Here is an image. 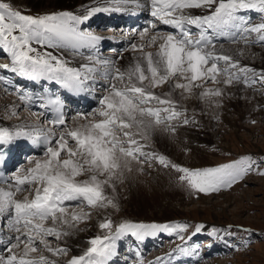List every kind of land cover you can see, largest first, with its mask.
<instances>
[{"label":"snow or ice","instance_id":"snow-or-ice-1","mask_svg":"<svg viewBox=\"0 0 264 264\" xmlns=\"http://www.w3.org/2000/svg\"><path fill=\"white\" fill-rule=\"evenodd\" d=\"M127 2L141 6L139 0ZM149 6L151 17L174 31L160 30L151 36L149 28L140 31V40L148 37L147 42L130 45L140 55L123 70L112 61L88 56L89 61L104 67L107 84L98 107L72 118L75 126L69 123L63 102L56 97L41 105L55 112L45 121L49 127H0V220L12 234L0 245V264H59V257L67 256L70 249L59 244L53 247V240L74 235L90 216L84 211L86 207L118 208L107 189L115 191L114 181L125 170L130 171L133 162L157 160L175 169L190 191L206 195L230 189L254 169L264 176V157L258 162L248 155L219 167L189 169L146 150L156 127L164 125L174 132L172 121L183 117V124L190 122L177 93L187 99L201 89L199 99L220 106L227 95L225 87L234 83L252 87L257 76L264 84V71L257 73L227 54L222 45L218 48L221 38L247 44L253 35L255 42L264 45V22L253 24L247 15L252 11L264 15V0H150ZM122 10L91 7L82 14L59 11L33 16L0 2V52L9 59V63L0 64V69L29 81L55 83L77 94L90 91L97 68L88 64L82 68L70 66L63 52L71 50L73 55H81V49L96 48L103 37L82 30L81 25L97 13ZM150 28L156 29V23ZM149 46L155 51H145ZM0 80L5 76L0 75ZM165 84L168 92L156 93L155 89ZM13 91L25 105L33 102L24 91ZM12 115L19 113L13 110ZM81 120L85 122L76 123ZM18 141L43 146L42 155L29 156L25 166L7 167L5 149L11 160L12 148L8 146L18 147ZM98 227L102 234L89 238L87 247L66 264H112L118 255V241L126 235L142 242L159 232L179 235L188 226L123 222L114 227L113 221L105 218ZM203 228L199 225L195 232ZM217 231L212 229L213 234ZM179 238L184 240L183 235ZM179 251L187 250L179 247Z\"/></svg>","mask_w":264,"mask_h":264},{"label":"rangeland","instance_id":"rangeland-1","mask_svg":"<svg viewBox=\"0 0 264 264\" xmlns=\"http://www.w3.org/2000/svg\"><path fill=\"white\" fill-rule=\"evenodd\" d=\"M24 1L0 0V2L10 3L14 9L27 15L37 16L53 13L48 10L44 11L40 7L30 8ZM108 3L111 4L108 5ZM139 3L142 7H147L145 3ZM125 5L133 7L134 3L130 4L127 0H102L101 2L94 3L91 7H123ZM100 14H103V12L93 15L90 20L100 23L101 21L98 19ZM247 15L250 16L251 23L253 24L264 22V15L258 12L252 11L247 13ZM86 22H89V20ZM155 23L157 25L156 29L143 25L138 31L140 32L144 28H149L152 32L151 35L160 30L174 31L167 26L161 27L159 21ZM92 24L93 22L91 24L85 23L81 25V28L84 31H91L111 40L127 38L131 41L133 40L131 37L133 38L136 34L131 36H127L126 34H130L132 31L133 33L137 32L131 29V27L122 26V24ZM121 26L122 28H120ZM123 28L127 30L123 31ZM118 30L121 31L118 32ZM192 30L193 32L197 31L194 28ZM137 39H134V42ZM128 45L124 46V48H114L113 50H110L112 45L101 46L99 50L97 49L98 53H95V55L105 54L104 57L106 59L113 55L117 57V54L128 52L131 49ZM222 46L225 51L227 47L239 46L243 49L245 56L240 60L250 61L257 68L255 69L257 73L264 71V68H262L264 65V45L255 42V35H253L247 44L241 41L239 43L223 44ZM154 49L155 47L149 46L146 47L145 51H153ZM86 50L83 49V51ZM109 51H114L116 54H106ZM7 63H9V59L6 57V54L0 52V64ZM0 75L5 76V81L0 80V91L4 94L1 95L3 104L11 107L12 105L9 104L11 97L18 99V93L14 92L13 89L20 88L17 90H22L30 96L34 95V92L25 88L14 74H7L5 70L0 69ZM254 79L256 82L252 87H246L243 83H238L240 91L247 95L241 99H246L249 104H255L256 107L254 112L247 116V121L234 124L238 122L235 109L232 106H226V102L228 101H225L224 97L220 103L221 108L220 106L214 107L215 110L221 109L219 115L214 114V111L210 109H208L210 111L207 110L203 114L187 110V116L190 120L188 124H183L181 122L183 117H181L180 120L171 122L175 128L174 132L164 125L159 126L163 127L167 133L176 136L178 141H181L183 153L186 157L185 160L178 162L166 153L157 152L153 146L151 149L156 154L165 156L171 163L189 169L219 167L238 161L248 155L253 156L256 161L260 162L261 158L264 157V84L259 81L258 76L254 77ZM166 86L167 84L156 88V93L161 95L166 93ZM208 86L213 87L218 85L209 84ZM231 87L233 88V85ZM5 89H8V91H5ZM98 91L97 95L99 98L103 94L104 89L98 88ZM230 99L232 98L230 97ZM17 101L19 102V100ZM185 101H195V95L189 96ZM232 103H234V99ZM96 107H98V100L90 104L82 113H91ZM8 109L9 107L6 106L5 110L0 111L2 121L11 124H18L22 120L29 123L38 121V117L33 115L34 112L27 111L22 105L16 110L19 113L18 116H13L11 112H8ZM76 115L70 117V124L73 122L71 118ZM208 115L212 116V123L214 125L212 127L206 124L202 118V116ZM213 116L217 118L213 119ZM39 122L42 121L39 120ZM11 129L15 130L14 128ZM25 149L29 148L26 147ZM18 153L21 155L20 157L17 156ZM31 155L39 156L42 154L34 153L32 150L22 153L19 148L17 154H15V166H25L27 158ZM200 155L205 157L206 163L199 161ZM141 165L145 168L142 172L144 178L153 180L154 176L157 177L159 175L161 177L158 180L162 183L153 180V182L157 183V189L161 196L160 200L155 203L158 205L142 210L140 206L132 205L129 202L126 191L123 188L120 190L115 188L114 192L109 188L107 189V194L115 198L118 208L89 209L86 207L84 211L90 212V216L86 221L79 224L78 230L81 235H89L91 231H94V227L98 226L105 218L111 219L114 227L123 222L184 224L188 227L186 231L179 233V235L176 233H173V235L165 233L158 240H154V243L152 242L147 246L145 245V239L141 242L137 241L133 236L126 235L123 244L119 246L118 255L114 258L112 264H142L139 263V259L143 253H145L144 264H264V176H260L254 169L243 179L236 182L230 189L206 195L190 191L179 180L180 174L175 169L165 167L159 164L157 160H151ZM261 170H264V167ZM123 184L124 182L121 181L119 186L124 187L125 184ZM199 225H204V228L199 233H196L195 229ZM0 226L3 227L2 229L4 230L2 231L6 235H12L4 227L2 220H0ZM213 228L218 230L216 234L212 233ZM5 234L1 236L8 237ZM99 234H102V232H95V235ZM180 235L184 236V240L179 238ZM63 242L67 243L66 238L61 241L53 240V247L57 244L62 246ZM139 246L142 247L140 250ZM179 247L186 248L188 251L198 255L194 256V258L187 257L185 252L179 251ZM144 250L145 252H143ZM43 254L48 255L47 252ZM72 256L73 251L70 249L67 256L59 257V262H66Z\"/></svg>","mask_w":264,"mask_h":264},{"label":"bare ground","instance_id":"bare-ground-1","mask_svg":"<svg viewBox=\"0 0 264 264\" xmlns=\"http://www.w3.org/2000/svg\"><path fill=\"white\" fill-rule=\"evenodd\" d=\"M101 1L102 0H25L24 2L30 8L31 7H34V8L40 7L44 11L48 10V11H52L53 13H56V12H59V11H71L74 14H82L85 9L90 8L94 3L101 2ZM104 1H108V0H104ZM139 2L145 3L147 5V7L146 8L142 7V6L135 7L134 5H132L133 7L128 6V5H125L123 7H121V6H119V7L118 6L109 7V8H121L123 10L122 11H111V12L115 13L116 15L114 17H112V18L107 19V21L108 22L112 21V23L115 20L119 21L120 19H122L124 21H125V19H127L128 21H132V20H134L133 16L136 15V14H139V13H143V16L145 18L154 19L150 15V6H149L150 5V0H139ZM109 4H111V3H108V5ZM191 11H193L194 13H197V12H201L202 10H191ZM90 22L92 23L93 21L89 20V22H85V23L86 24H91ZM92 25H96V23L93 22ZM161 26H166V25L161 24ZM119 31H121V30H118V32ZM110 33H112V32L110 31ZM151 33L152 32L150 31L149 32V36H151ZM133 34H136V35L133 38L131 37V39H133L131 41H130V39H127V38L116 39V40H121V41H114L113 42V45H114L113 47L120 48L122 46V44L128 45V42H129L128 47H130V45L132 43L140 44V43L147 42L148 37H145L144 41L140 40L139 32L133 33V31H132L130 34L127 33L126 35L127 36H131ZM136 36H138V37H136ZM136 38H138V39L134 42V39H136ZM103 42H104V40H101L99 45L96 48H94V49H87L86 51H83V49H81V53H82L81 56H93V57L99 58L100 60H105L106 59L104 57L105 54L104 55L100 54L99 56H95L96 49L99 48L101 45H103ZM230 43H233V42L227 40L226 38H221L219 40L218 44L223 45V44H230ZM220 45H218V47H220ZM65 51H67L68 53L65 52ZM153 51H155V49ZM226 51H227V54L233 56L234 59L239 60L241 65L249 66V67H252L254 69H257L255 66H253V64L250 61H247V60L241 61L240 60L241 58H243L245 56H244L243 49H241L239 46L227 47ZM57 54H59V53L57 52ZM106 54L113 55V54H116V53L114 51H111V52L109 51ZM139 55H140L139 52H134L132 49H130L128 52L119 53V54H117V57H114V55H113V56L107 58L106 60L114 62L117 67H119V68H121L123 70V69H126L130 64H132L134 62L135 58L137 56H139ZM63 56H64V58L69 60L70 66L77 67V68H82V65L88 64L89 66H93V67L97 68L98 71L96 73V81L93 83L91 91L95 90V89L98 91V88L104 89L106 87L105 85L107 84V82L103 78L104 67L102 65L96 64L94 60L93 61H89L87 59V57H80L78 55H73L71 50H64ZM262 68H264V65L262 66ZM7 73H9V72H7ZM21 78L25 81L26 86H28L29 88L30 87L31 88H34V87L36 88L39 84H42L45 87H48L50 85H57L55 83H51V82H47V81L35 82V81H29V80H27L26 78H23V77H21ZM238 85H239L238 83H234L233 84V88L232 87H225V92L227 93V95L225 96L224 99H225V101H228V102H226V106H232L235 109V114H236V117H237V120H238V122H236L234 124H238V123H242L243 121H247L248 120L247 116L252 114L254 112L255 108H256L255 104H249L246 99L245 100L241 99V98H243L244 96H247V95L243 94L240 91V88H239ZM57 86H59V85H57ZM209 87H212V86H209ZM213 87H224V86L223 85H218V86H213ZM168 90H169V86L167 84L166 92H168ZM200 91H201V89H196L195 90V94H194L195 95V101H185L186 99L179 97L178 93H177V98L180 99L181 105L184 108H186L188 111H191L193 113L203 114V113H206L208 109H210L211 111L212 110L214 111V114L216 113L217 115H219L220 112H221V109L220 110L219 109L215 110L214 107L217 106L215 103L209 102V101H206V100H201V99L198 98V93ZM83 93L84 92H81V93H79V95H82L83 97L87 98V95H85V94L83 95ZM88 94H92V93H88ZM1 95H4L2 93V91H0V111L5 110L6 106L9 107L8 112H11V113H12L13 110H17L18 107H20V105L24 106L27 110H31V108L33 106L34 107L36 106L37 108H39V105L37 106V104L35 103V100H34V98L37 97V95H35V97L33 98V102L30 105H25L24 103H22L19 100V98L16 99L14 97H11L10 103H9V104L12 105L11 107L2 103ZM95 97L97 98L96 95H95ZM230 97L232 99H230ZM233 99H234V103H232ZM17 100H19V102ZM77 103L78 102H76V104ZM220 108H221V106H220ZM210 110H208V111H210ZM209 115L208 116H202V118H203V120H204V122L206 124H208L210 127H212V126H214L213 123H212V116H209ZM228 115H229V113H228ZM45 118H46L45 114L41 115L40 121H42L43 119L45 120ZM215 118H217V117L213 116V119H215ZM84 122L85 121H79V122H76V123L83 124ZM1 124L4 125V126H2ZM23 124H29V125L40 124V125H42L44 127H49V126L45 125L43 123V121L42 122L37 121V122L29 123L28 121L22 120L18 124H11V123H8L6 121H2L1 118H0V127H5L6 126L10 130H13L11 128L15 129L17 125H23ZM72 126H75V123L72 122ZM19 142H21V141L17 142L18 145H19ZM148 144H149V147L146 149L147 151L154 152L151 149L152 146H153V148H155L157 152L161 151L162 153H166V154L170 155L174 160H176L178 162H180V161L182 162L183 160L186 159V157H185V155L183 153V149H182L183 146H182L181 141H178L176 136H174L173 134L167 133L163 129V127L161 128V127L158 126L152 131L151 139H150V141H148ZM12 147H17V146L12 145ZM37 147L38 146H33L35 151L38 150L39 147L38 148ZM195 155L197 156V154H195ZM204 159H205V157L203 155L199 156V161L200 162L206 163ZM130 167H131L130 171L125 170L123 175L120 176L118 179H116L114 181L115 188L118 189V190L123 188L124 191H126V194H127V197H128L127 199L129 200V202L132 205L140 206V208L142 210L147 209L148 207H152L154 205L155 206L158 205V204H155V203H157L160 200L161 196L159 195L160 193L158 192V189H157V185H156L157 183H155V181L153 182V180H156L158 183H162V182H160L158 180V178H161V177L159 175H157V177L154 176L152 178L153 180L144 178L143 175H142V172L145 170V168H143V166L140 163L133 162ZM81 179H84V178H81ZM121 181L124 182V184H125L124 187H121V185L119 186V183ZM134 223H141V222H134ZM145 224H151V223H145ZM160 224H162V223H160ZM2 228L3 227L0 226V245H2V244L7 242V239H6L7 237L1 236V235L5 234V232L2 231V230H4ZM96 231H100L101 232V230L99 229L98 226L94 227V231H91L89 235H81L80 231L77 230L74 235L66 238L67 243L63 242L62 246L66 245L69 249H71L73 251V256L77 255V254L81 253L87 247L86 241L89 238L95 236V232ZM161 235H165V233L164 232H159L155 236L146 237L147 243L148 244H150L152 242L154 243V239L158 240L161 237ZM6 236H10V235H6ZM122 239L120 241H118V246H120V244L122 242ZM47 254L50 255L49 253H47ZM144 255H145V253L142 256H140L139 263H142V264L145 263ZM187 255H191V256H195L196 257L198 254L195 255L192 252L191 253L187 252ZM59 264H66V262L60 261Z\"/></svg>","mask_w":264,"mask_h":264}]
</instances>
